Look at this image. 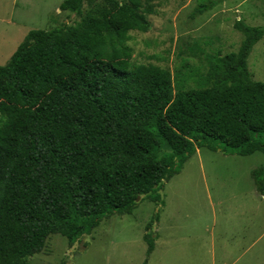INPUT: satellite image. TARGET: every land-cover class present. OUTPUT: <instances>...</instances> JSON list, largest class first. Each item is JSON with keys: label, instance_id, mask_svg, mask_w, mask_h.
Listing matches in <instances>:
<instances>
[{"label": "trees", "instance_id": "1", "mask_svg": "<svg viewBox=\"0 0 264 264\" xmlns=\"http://www.w3.org/2000/svg\"><path fill=\"white\" fill-rule=\"evenodd\" d=\"M139 7L64 0L81 19L30 30L0 65V264H26L52 234L72 247L104 218L133 213L140 195L160 202L201 147L264 152V81L248 66L264 26L237 21L238 51L207 55L211 85L175 90L169 70L130 62L129 31L150 28ZM252 176L264 194V167ZM158 220L146 225L143 264Z\"/></svg>", "mask_w": 264, "mask_h": 264}, {"label": "rangeland", "instance_id": "2", "mask_svg": "<svg viewBox=\"0 0 264 264\" xmlns=\"http://www.w3.org/2000/svg\"><path fill=\"white\" fill-rule=\"evenodd\" d=\"M63 1L0 0V65L30 30L81 19L61 11ZM139 1L150 28L129 31L130 62L169 70L175 90L211 85L207 55L238 51L245 35L237 21L264 26V0ZM248 66L253 80L264 81V37L253 47ZM260 167L262 151L241 156L199 148L165 181L160 202L142 195L133 213L104 218L72 247L63 235L52 234L26 264H143L146 225L156 214L148 264H264V199L252 176Z\"/></svg>", "mask_w": 264, "mask_h": 264}, {"label": "crops", "instance_id": "3", "mask_svg": "<svg viewBox=\"0 0 264 264\" xmlns=\"http://www.w3.org/2000/svg\"><path fill=\"white\" fill-rule=\"evenodd\" d=\"M202 148V147H201ZM197 152V151H196ZM254 154V153H253ZM252 155V154H251ZM249 156V155H248ZM254 179V178H253ZM254 183H255V180H254ZM255 186H256V183H255ZM256 188H257V186H256ZM257 191L262 195V197H263V199H264V194L263 193H261L258 189H257ZM155 250V249H154Z\"/></svg>", "mask_w": 264, "mask_h": 264}, {"label": "water", "instance_id": "4", "mask_svg": "<svg viewBox=\"0 0 264 264\" xmlns=\"http://www.w3.org/2000/svg\"><path fill=\"white\" fill-rule=\"evenodd\" d=\"M140 198H141V195L137 198V202L140 200Z\"/></svg>", "mask_w": 264, "mask_h": 264}]
</instances>
